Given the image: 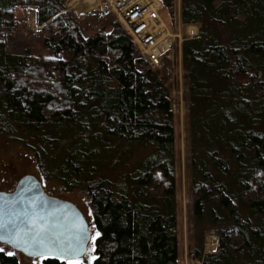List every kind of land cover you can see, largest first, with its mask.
Instances as JSON below:
<instances>
[{"label": "trees", "instance_id": "obj_1", "mask_svg": "<svg viewBox=\"0 0 264 264\" xmlns=\"http://www.w3.org/2000/svg\"><path fill=\"white\" fill-rule=\"evenodd\" d=\"M67 1L0 0V136L32 151L44 179L89 196L100 233L91 264H177L174 110L165 80L121 24L107 18L111 30L86 34ZM161 1L173 31L179 19L199 31L182 44L195 256L203 264H264V0ZM18 10L36 14L47 53L8 51ZM146 147L151 155L128 163ZM215 229L218 251L205 254ZM0 264L20 263L0 251Z\"/></svg>", "mask_w": 264, "mask_h": 264}, {"label": "rangeland", "instance_id": "obj_2", "mask_svg": "<svg viewBox=\"0 0 264 264\" xmlns=\"http://www.w3.org/2000/svg\"><path fill=\"white\" fill-rule=\"evenodd\" d=\"M74 9H73V8ZM68 10L73 13L82 24L86 34L91 31L105 28L108 32L111 26L104 21H112L118 24L116 16L111 10L110 5L106 0H68ZM176 8L180 9V1L177 2ZM80 11V12H78ZM30 14L17 11V22L14 29L5 36L6 47L9 52L16 55H23L29 51L34 54H44L48 51L44 45V34L38 23L32 19V11ZM84 12V13H83ZM81 13V14H79ZM120 24V23H119ZM181 24V23H180ZM182 25V24H181ZM181 27L182 34L186 36L185 29ZM179 23L176 30H178ZM51 54V53H50ZM140 54V53H139ZM161 77L165 80L166 86L172 98L174 110V127H175V157L174 165L176 172V201H177V235H178V263L177 264H203L195 256V240L196 229L194 226L193 215V184L191 179V164L192 155L190 152L191 134L189 130V100H188V85L186 80V70L182 63V45L178 48L174 46L172 58L167 61L163 70L158 71ZM147 150H137L130 154L127 159L135 162L141 160L145 156L151 155L153 149L146 147ZM30 175L37 178L47 195L61 200L69 201L76 205L83 213L86 221L90 226L91 241L89 247L98 238L96 229L93 224L92 209L90 198L81 189H76L72 192L64 190V187L55 180H46L42 176L35 154L26 149L20 142L15 140L2 138L0 136V192L11 193L15 190L18 182L25 176ZM217 229L209 232L204 240V253L213 254L218 251L219 242L216 243L215 250H209L207 242L209 238L218 237ZM95 237L93 240L92 238ZM4 251H12L19 259L20 264H33L34 261H39L43 264L42 258H29L25 255L11 250L8 246H4ZM95 249H94V253ZM88 262L87 257L82 259Z\"/></svg>", "mask_w": 264, "mask_h": 264}, {"label": "built area", "instance_id": "obj_3", "mask_svg": "<svg viewBox=\"0 0 264 264\" xmlns=\"http://www.w3.org/2000/svg\"><path fill=\"white\" fill-rule=\"evenodd\" d=\"M117 20L131 37L140 57L155 70H163L172 58L174 46L198 36V27H184L182 34L179 19L178 30L173 31L163 19L161 0H106ZM217 238V237H216Z\"/></svg>", "mask_w": 264, "mask_h": 264}, {"label": "snow or ice", "instance_id": "obj_4", "mask_svg": "<svg viewBox=\"0 0 264 264\" xmlns=\"http://www.w3.org/2000/svg\"><path fill=\"white\" fill-rule=\"evenodd\" d=\"M29 203L33 208L36 207L35 201ZM99 235L97 232L96 236ZM87 240L83 230L71 238L57 232L48 216L35 211L13 213L6 221L3 209L0 208V251L5 250V245H12L21 250L30 247L41 250L35 253L38 257L54 256L67 260L68 264H84L81 258L87 257L88 264H91V261L96 259L93 254L95 245L89 247ZM8 255L14 253L8 252ZM33 264H39V261H34Z\"/></svg>", "mask_w": 264, "mask_h": 264}, {"label": "water", "instance_id": "obj_5", "mask_svg": "<svg viewBox=\"0 0 264 264\" xmlns=\"http://www.w3.org/2000/svg\"><path fill=\"white\" fill-rule=\"evenodd\" d=\"M29 201H35L36 207L33 208ZM0 208L3 209L6 221L12 217L13 213L25 211L32 213L35 211L48 216L50 223L57 232L71 238L83 230L88 237L87 244L89 245L91 241L90 226L78 207L69 201L47 195L41 182L34 176L27 175L23 177L11 193L0 192ZM6 246L29 258L57 259L54 256L38 257L35 253L41 251L40 249L28 247L26 250H21L12 245ZM58 260L68 262L62 259ZM85 264H88V262H85Z\"/></svg>", "mask_w": 264, "mask_h": 264}, {"label": "bare ground", "instance_id": "obj_6", "mask_svg": "<svg viewBox=\"0 0 264 264\" xmlns=\"http://www.w3.org/2000/svg\"><path fill=\"white\" fill-rule=\"evenodd\" d=\"M73 8V7H72ZM74 9V8H73ZM84 13V12H83ZM79 14H81V13H79ZM218 242V237L216 238H214V237H212V238H209V240H208V242H207V247H208V249L209 250H215V248H216V243Z\"/></svg>", "mask_w": 264, "mask_h": 264}, {"label": "crops", "instance_id": "obj_7", "mask_svg": "<svg viewBox=\"0 0 264 264\" xmlns=\"http://www.w3.org/2000/svg\"><path fill=\"white\" fill-rule=\"evenodd\" d=\"M31 13H33V15H32V16H33L32 19L34 18L33 20L35 21V23H38L36 14H35L34 12H31ZM27 14H30V12L27 11ZM37 25H38V24H37ZM40 28H41V27H40Z\"/></svg>", "mask_w": 264, "mask_h": 264}]
</instances>
